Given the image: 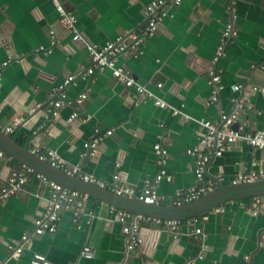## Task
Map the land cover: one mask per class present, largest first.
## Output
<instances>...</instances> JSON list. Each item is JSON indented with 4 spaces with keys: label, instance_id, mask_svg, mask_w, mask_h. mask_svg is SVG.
Returning <instances> with one entry per match:
<instances>
[{
    "label": "crops",
    "instance_id": "0c3cea01",
    "mask_svg": "<svg viewBox=\"0 0 264 264\" xmlns=\"http://www.w3.org/2000/svg\"><path fill=\"white\" fill-rule=\"evenodd\" d=\"M151 1L60 0L76 15L84 39L96 45L119 33H136L145 23L142 9ZM164 9L165 16L139 46V55L119 56L117 64L135 84L177 108L176 114L156 106L146 94L140 96L134 87L116 82L107 68L81 79L78 75L90 65L87 53L61 28L49 0H0V125L20 119L3 134L26 150L33 140L42 143L69 165L105 183L119 170L135 190L156 173L153 145L159 142L166 151L162 168L171 180L156 186L162 197L158 203L193 186L195 157L186 151L196 146L198 133L204 131L200 119L218 123L220 113L233 110L232 95L241 103L235 112L245 133L264 126V0H181ZM226 23L233 34L221 39ZM49 30L55 36L50 53L36 52V46H48ZM219 43L222 52L213 61ZM210 70L218 74L222 86L211 102ZM69 74L75 75L74 82L59 92L58 85ZM234 84L240 88L232 94L228 87ZM82 92L86 97L81 103H63L56 116H50V102L61 93L65 101ZM35 104L40 106L31 112ZM72 110L78 116L69 125L65 119ZM93 128L102 134L97 153L82 157V142L92 137ZM106 130L110 134H104ZM21 164L25 163L7 154L0 159V187L9 171ZM258 169L264 171V150L240 139L211 157L203 176L220 174V185L227 186L237 173ZM83 193L78 223L71 211L62 210L53 232L34 234V221L44 213L48 190L28 177L19 191L0 201V262L30 264L33 253H40L51 264H264L263 195L257 196L260 205L255 214L246 211L252 196L217 204L215 208L223 207L220 212L207 209L206 219L197 225L201 234H194V226L185 222L171 232L140 221L143 244L125 251L121 225L115 219L121 208L98 193ZM22 234L28 240L16 257H9L6 245L18 246ZM83 247L89 248V258L81 255Z\"/></svg>",
    "mask_w": 264,
    "mask_h": 264
},
{
    "label": "built area",
    "instance_id": "2783aa9c",
    "mask_svg": "<svg viewBox=\"0 0 264 264\" xmlns=\"http://www.w3.org/2000/svg\"><path fill=\"white\" fill-rule=\"evenodd\" d=\"M53 10L56 14V19L60 24L61 28L68 33L70 40L73 42H81L84 50L87 53L90 65L84 69L78 76L81 79H85L88 75L93 74L94 71H100L104 68L109 70L111 77L124 87H134L137 94L142 96L146 94L147 97L153 99V103L159 107H168L172 114L178 113V109L170 107L165 102L155 97L151 92L146 91L142 85L135 84L133 78L130 76L128 71L121 65L117 64V58L119 56H132L137 57L140 53L139 46L143 39L151 35L159 20L165 16L166 11L164 6L167 4L178 5L181 0H154L146 4L142 9V15L145 18V23L139 28L136 33H119L112 39L106 40L102 45H96L89 41H86L77 28L76 15L71 11L65 9L60 0H49ZM233 34V30L230 23H226L221 31V39L230 37ZM48 46L38 45L35 47V51H39L42 54L50 53L52 47L55 44V36L52 30L47 32ZM264 49V45H263ZM222 43H219L215 50V55L212 58L216 61L217 57L221 55ZM10 55H8L5 61L1 62V66H4ZM75 75L69 74L65 76L57 89L59 92L64 87L73 83ZM207 82L213 87L211 95L208 99L209 102L215 100V90H220L222 86L219 84V76L215 71H208ZM160 86V83L156 84ZM240 88V85L234 84L228 87L230 93H234ZM255 90V87H251ZM86 97L84 92L77 95L73 100H65L64 94L50 102L48 112L50 116L55 117L57 114V108L63 103L79 104ZM233 101V110L229 113H220L218 123L210 122L205 119H200L199 124L204 128L203 132L198 133L197 144L195 147L188 149L186 152L195 157L193 174L195 184L191 187H185L175 191L173 197L170 199L171 204L179 205L191 202L198 199L203 194L213 190L216 185L221 184L223 178L222 175L217 174L211 179L204 178V170L206 163L213 156L220 155L225 149H227L236 140L243 139L248 146L264 150V126L255 129L252 132H244V123L238 120L235 109L240 106V101L235 100L231 95ZM40 104H35L34 107L30 108V111H34L39 108ZM78 113L76 110H72L71 113L65 119V123L71 125L72 122L77 118ZM20 119H13L10 124L1 126L0 131L2 133H10L14 126L19 123ZM110 130H106L104 134H110ZM102 134L97 128H93V135L87 140L82 142L81 156L93 157L97 153L98 144L101 140ZM28 151L34 155L37 159L46 162L50 167L62 171L68 176H73L81 180L82 182L95 185L100 188L106 189L108 192L117 196H124L128 198H134L143 203L153 204L158 203L162 198L156 193V186L161 180L170 182L171 176L162 168L164 163V157L166 151L161 147L160 143L157 142L153 145V153L156 155V163L158 169L151 179L143 181L138 190L134 187L125 183L123 173L116 170L111 177L109 183H105L100 179L85 174L78 168L77 165H69L66 163L55 150L39 143L35 140L31 141ZM5 153L0 149V159L4 158ZM28 177H32L39 185L47 187L48 195L45 200L44 213L41 217L34 221V234H41L43 232H53L60 219V212L62 210H69L72 213L73 222L78 223L82 209V202L86 198V194L79 192L74 189H70L58 182H55L41 172L35 170L33 167L27 164H21L17 169L9 171L5 183L0 187V201L8 196H12L19 191L22 185L26 182ZM264 178V171L261 169L247 172H239L229 179V184L235 185L239 183L252 182L258 179ZM205 180V182H204ZM260 205L259 198L252 196L250 202L246 206V211L251 214L257 212V208ZM214 211H222L223 207H217ZM134 216V217H132ZM115 219L121 225V233L124 237L125 251H132L139 248L143 244V238L140 233L139 222H152L160 226L161 228L168 229L171 232H175L179 225L183 222L193 225V233L201 234L200 227L197 226L200 222L206 219L205 215L191 216L184 220L179 219H163L157 217H151L141 214H131L130 212L122 209H118L115 214ZM28 240L26 234L21 235V243L18 246L13 247L11 244H7L6 248L9 250V257L14 258L20 252L22 243ZM83 257L89 258L91 252L89 248L83 247L81 251ZM30 264H51V262L40 253H33L30 258ZM0 264H5L0 262Z\"/></svg>",
    "mask_w": 264,
    "mask_h": 264
},
{
    "label": "water",
    "instance_id": "95a60500",
    "mask_svg": "<svg viewBox=\"0 0 264 264\" xmlns=\"http://www.w3.org/2000/svg\"><path fill=\"white\" fill-rule=\"evenodd\" d=\"M0 149L8 156H12L16 160L33 167L55 182L79 192L90 193L92 191L93 193H98L100 196L105 197L109 203L131 214L184 220L191 216L205 215L203 213L204 211L207 209L213 210L217 204H222L227 200L232 201L243 196H264V179H262L235 185L229 184L227 186L218 184L213 190L200 196L198 199L184 204L173 205L170 199L166 200V203H162L163 201H161L158 204H147L134 198L113 195L104 188L82 182L76 177L66 175L62 171L50 167L46 162L37 159L28 150L13 143L8 134H3L1 131Z\"/></svg>",
    "mask_w": 264,
    "mask_h": 264
}]
</instances>
